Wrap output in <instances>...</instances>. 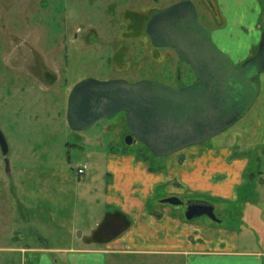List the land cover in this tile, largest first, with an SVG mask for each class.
I'll return each mask as SVG.
<instances>
[{
  "label": "rangeland",
  "instance_id": "374dc122",
  "mask_svg": "<svg viewBox=\"0 0 264 264\" xmlns=\"http://www.w3.org/2000/svg\"><path fill=\"white\" fill-rule=\"evenodd\" d=\"M179 1L0 0L1 30H4L2 26L10 27L12 13H22L25 8L34 13L30 16L31 22L39 19L50 29H57V24L63 27L66 23L76 30L78 37L76 59H72L71 69L70 64L64 68L65 61L58 55L49 59L53 43L48 42L52 36L50 40L46 37L48 29L40 32L38 27L30 28L36 35L40 33L38 47L46 63L52 65L50 72L56 78L58 76L57 80L45 79V86H37L38 82L23 70H13L6 64L9 61L7 55L4 57V48L6 45L10 48L12 43L3 38L5 30H0V131L7 145L5 155L0 147V264H7L9 253L6 248L14 243L44 247L43 242H46L51 247H68L73 228H76L72 233L76 240L82 231L88 236L92 234L91 229L102 220L105 209L108 212L116 209L108 203L104 191L108 154L131 156L137 162L146 163L150 170L167 174L166 159L175 154L153 157L141 143L126 145L122 136L127 123L122 113L101 119L80 131L71 129L66 118L67 90L71 84L84 78L99 81L121 79L129 83L149 80L172 88L191 85L195 78L192 69L168 49L153 51L144 32L154 12ZM188 1L195 7L199 21L207 26L220 50L226 52L229 47L225 41L235 36L243 37L238 55L247 52L249 41L246 37L253 40L251 45H258L264 28V0H258L261 18L256 21L252 14L251 18L248 17L249 24L243 26L244 30L239 34L232 25L233 8L221 12L215 0H211L218 13L217 19H213L201 0ZM88 31L92 34L90 41L85 38ZM26 55L31 56L25 51L19 53L21 58ZM231 56L236 53L231 52ZM16 60L21 62L18 68L26 65L31 71H37L32 66L33 59ZM57 61L60 63L56 75L54 66ZM68 69L70 76L66 86L64 78L69 75L66 73ZM256 80L259 92L246 113L219 134L185 149L192 153L206 148L227 157L246 158L238 185L239 178L229 177L230 171L226 167H219L217 173H212L211 182L224 175L226 179L222 185H236L234 197H223L225 191L219 195L196 192L190 183H182L177 194L182 204L169 205L186 223L184 213L188 201L210 203L220 222L201 216L187 223L208 226L220 237H236L238 250H248L254 245L246 236L247 216L264 218V72L259 73ZM4 159L8 162L9 176ZM83 164L87 165L85 173L77 175L75 168ZM211 182L203 183L205 189L214 188ZM166 185L158 188L156 196L150 198V204H157V200L166 196ZM14 233L20 237L17 242L11 239Z\"/></svg>",
  "mask_w": 264,
  "mask_h": 264
},
{
  "label": "crops",
  "instance_id": "0c3cea01",
  "mask_svg": "<svg viewBox=\"0 0 264 264\" xmlns=\"http://www.w3.org/2000/svg\"><path fill=\"white\" fill-rule=\"evenodd\" d=\"M219 1L221 12L228 7L233 8L232 25L238 34L243 30V26L247 27L248 17L251 18L252 14L256 21L261 18L262 10L258 0ZM245 31L250 30L245 29ZM246 39L250 46L253 40L250 37ZM211 151L212 149L206 148L192 151V153L185 150L168 157L166 159L167 174L154 172L147 167L146 163L137 162L131 156L108 154L104 172L105 195L108 203L116 208L111 212L122 213L130 224L126 227L124 224L114 227L110 232V238L101 242H87L86 239L89 236L85 235L84 231L76 240L72 234L76 228H73L68 247H51L46 242H43L46 245L44 247L14 243L6 248L9 253L6 263L264 264V218L247 216L246 236L247 239L250 237L249 241L253 240L254 245L248 250H238L236 237H225V235L220 237L208 226L184 223L180 215L176 216L169 205L160 203V200H157V204H150V198L155 197L158 188L166 185L165 183L168 185L165 187L167 194L164 198L177 196L182 183H190L196 192L219 195L225 191V194H222L223 197L233 198L236 185H222L226 179L224 175L211 182L212 173H217L219 167H226L230 171L229 177L239 178L238 185L239 174L246 164V158H231L216 150ZM262 175L264 177V173ZM207 182L213 183L214 188L205 189L203 183ZM262 186H264L263 179ZM106 212L111 213L105 209L103 214ZM19 238V235L15 236V233L11 236L15 242ZM142 256L146 258L141 259Z\"/></svg>",
  "mask_w": 264,
  "mask_h": 264
},
{
  "label": "water",
  "instance_id": "95a60500",
  "mask_svg": "<svg viewBox=\"0 0 264 264\" xmlns=\"http://www.w3.org/2000/svg\"><path fill=\"white\" fill-rule=\"evenodd\" d=\"M145 32L154 46L172 48L179 60L193 69L197 82L174 90L149 80L84 79L68 97L66 118L71 129L80 131L124 112L132 136L161 157L219 134L255 101L259 92L255 76L264 71V31L257 52L238 69L211 41L190 1L175 3L153 15ZM0 147L5 155L7 145L1 131ZM4 162L9 176L7 159ZM162 203L177 205L180 200L171 197ZM203 215L218 221L211 206L200 204L188 205L184 218Z\"/></svg>",
  "mask_w": 264,
  "mask_h": 264
},
{
  "label": "flooded vegetation",
  "instance_id": "af4514ba",
  "mask_svg": "<svg viewBox=\"0 0 264 264\" xmlns=\"http://www.w3.org/2000/svg\"><path fill=\"white\" fill-rule=\"evenodd\" d=\"M181 1H188V0H180L179 2H181ZM201 1L204 3L206 8L210 11L213 19H217L218 13H217V9L215 8V5H214L213 1H211V0H201ZM176 3H178V2H176ZM215 3L217 5H219V8H220V4H218L217 0H215ZM174 4H171L170 6H172ZM170 6H168V7H170ZM168 7H166V8H168ZM166 8L159 9L158 11L154 12L150 16V18L153 15H155L156 13L165 10ZM22 11H23L22 13H12L11 15L14 16V17H12V19H11L10 27H7V26L3 27L2 26V29L4 28L5 31L0 29L1 31L5 32L4 35L2 34L3 38L5 37V40L7 42L12 43V44H9V45H11L10 48L7 45L4 48V52H5L4 53V57L7 55V59L9 61L8 63L6 61L5 62L13 70L14 69H16V70L18 69L20 71L23 70L24 74H27L29 77H31L32 79H34L35 81L38 82L37 86H40V85L41 86H45V84H43L45 79L46 80L48 79L49 81H51L53 78H56V77H55V75H53V73L50 72L51 68H52V65H49V63L48 64L46 63V61L44 60L46 58L43 56V53H41L40 47H38V43H39V40H40V33H38V35H36V32L34 31V29H30V28L31 27L32 28L33 27L34 28L38 27L40 32L45 30V29H48V31L46 32L47 33L46 37L49 40L52 38V40H50L48 42H52L53 43V47L51 49L52 53H51V55H48L49 59H55V55H58L59 59H63L65 61V63H63L64 68H65V66L67 67L70 64V67H69L70 69L72 67V59H76L75 57L77 56V40H78V37H77V34H76V30L71 25H66V23H64V25H62L63 27H61V24H60V26H59V24H57L56 25L57 29H54V28L50 29V27H48L44 22L43 23H42V21L39 22V19L37 21H33V22L30 21V16L34 14V13H30L29 12V11H32V9L28 10V9L24 8V10H22ZM33 11H35V10H33ZM220 11H221V8H220ZM197 16H198V14H197ZM221 17H224V16L221 14ZM149 19H148V21H149ZM198 21H199V19H198ZM199 23L203 27H205V28L207 27L206 25H203L200 21H199ZM224 23L225 22L223 21L222 25H224ZM14 25L17 26V28H16L17 30L14 28ZM0 27H1V24H0ZM145 28H146V25H145ZM11 29L15 30V31H12ZM19 30L21 31L20 33H19ZM243 30H244V28H243ZM263 31H264V28H263ZM144 32H145V29H144ZM213 32H215V31H213ZM145 34H146V32H145ZM209 34H210V38H211V32H209ZM219 35H221V34H219ZM90 36H92V34H91V32L88 31V36L85 37L87 41L89 40ZM147 38H148V41H149V43L151 45L152 50L154 49L153 51L156 52V50H158V49H163V50L168 49V50L172 51L176 55L175 51L172 48L154 46L152 44V42H151V40H150L148 35H147ZM241 38H243V37L235 36L231 40L227 39V41H225V44L229 47L228 48L229 51L227 50L226 52L220 50L216 46V44L213 42V40L211 38V41L214 43V45L217 47V49L219 51H221L222 53H224L225 55H227L231 59V62H232L233 66L236 69H238L246 60L252 58L254 56V54L257 52V49H258V45L254 46V45L250 44V46L247 49L246 54L238 55V51H239L238 49H239V44H241V42H240ZM36 46H37V48H36ZM24 51H25V53L26 52L30 53L31 56L26 55V57H23V56H22V58L19 57V53L24 52ZM231 52L232 53H236V56H231ZM176 57L179 60V57L177 55H176ZM11 59H15V60L11 61ZM16 59H33L32 66L37 71H31L30 68L28 69L27 68L28 66H26V65L24 67H22L23 66L22 65L21 68H18L19 64L21 62L19 60H16ZM14 62H15V65H16L17 68L14 66ZM180 62L185 64V66H188L189 68H191L185 62H182V61H180ZM59 63H60V61H59ZM59 63L57 61L55 63V66L53 65L55 67L54 71H55L56 75H57L56 69H57ZM70 69L67 70V72H66L67 75L69 74ZM192 71H193V69H192ZM261 72H264V71H260L259 73H261ZM194 75H195V73H194ZM257 75L255 76V80L257 78ZM69 76H70V74L64 78L66 80V81H64V84L66 86L68 85ZM57 79H58V76H57V78L55 80H57ZM84 79H91V78H84ZM84 79H82V80H84ZM82 80H80V81H82ZM80 81L71 84V86L67 90L68 91V97H69V94H70L71 90L73 89V87L77 83H79ZM195 82H197L196 76L194 78L193 83H195ZM179 88L180 87L172 88V89L176 90V89H179ZM67 101H68V98H67ZM119 113H121V112H119ZM126 127H127V125H126ZM122 137H123L122 140H124V143L126 145H131L132 143H141L140 141L135 139V137L132 136V134L130 133L128 127H127V130H125V133L123 134ZM127 141H129V144H127ZM145 148H147V147L145 146ZM185 149L186 148L181 149V150L175 152L174 154L175 155L176 154H180ZM147 150L150 152L151 156L156 157V156H154L151 153V151L148 148H147ZM171 197L178 198L180 200L179 204H182V201H181V199L178 196L173 195V196H170V197H167V198H171ZM167 198H164V199H167ZM164 199H162V200H164ZM162 200H160V203H162ZM162 204L170 205L168 203H162ZM179 204H177V205H179ZM191 204H200V205L211 206L212 210H213V214L216 217V219L218 220V221H213V222H216V223L220 222L218 217L214 213V207L210 203L205 202V201H198V200L192 201V200H190V201H188L186 203V207L188 205H191ZM170 206H175V205H170ZM203 216H206V215H203ZM184 221L187 223V221H191V220H186L184 218ZM125 223H126L125 222V218L122 217V215L120 216L118 211H114V212H111V213H106V214H104V217L98 223L96 228L92 231V234L86 239V241L87 242H93V241L101 242V241H103V240H105L107 238H110L111 230L114 227H118L120 224H122V226H123V224L125 225Z\"/></svg>",
  "mask_w": 264,
  "mask_h": 264
},
{
  "label": "built area",
  "instance_id": "2783aa9c",
  "mask_svg": "<svg viewBox=\"0 0 264 264\" xmlns=\"http://www.w3.org/2000/svg\"><path fill=\"white\" fill-rule=\"evenodd\" d=\"M86 169H87V166L84 164V165L76 168V173L78 175H81L85 172Z\"/></svg>",
  "mask_w": 264,
  "mask_h": 264
},
{
  "label": "trees",
  "instance_id": "16d2710c",
  "mask_svg": "<svg viewBox=\"0 0 264 264\" xmlns=\"http://www.w3.org/2000/svg\"><path fill=\"white\" fill-rule=\"evenodd\" d=\"M121 113H122L123 115H125L124 112H121ZM118 213H119L120 216L122 215V213H120V212H118ZM122 217L125 218V222H126V223H125V226H127L128 224H130V221H129L125 216L122 215Z\"/></svg>",
  "mask_w": 264,
  "mask_h": 264
}]
</instances>
